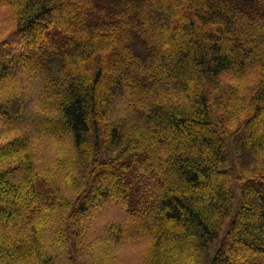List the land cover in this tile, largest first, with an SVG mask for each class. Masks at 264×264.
<instances>
[{"label":"trees","instance_id":"1","mask_svg":"<svg viewBox=\"0 0 264 264\" xmlns=\"http://www.w3.org/2000/svg\"><path fill=\"white\" fill-rule=\"evenodd\" d=\"M0 264H264V0H0Z\"/></svg>","mask_w":264,"mask_h":264},{"label":"rangeland","instance_id":"2","mask_svg":"<svg viewBox=\"0 0 264 264\" xmlns=\"http://www.w3.org/2000/svg\"><path fill=\"white\" fill-rule=\"evenodd\" d=\"M105 214V213H104ZM107 221L111 222V221H115L116 222V218H108L106 219ZM118 221V220H117Z\"/></svg>","mask_w":264,"mask_h":264},{"label":"bare ground","instance_id":"3","mask_svg":"<svg viewBox=\"0 0 264 264\" xmlns=\"http://www.w3.org/2000/svg\"><path fill=\"white\" fill-rule=\"evenodd\" d=\"M3 172V171H2ZM4 174V173H3ZM107 192H109V191H107ZM111 197V196H110ZM112 200V199H111ZM107 203V202H106ZM125 212V211H124Z\"/></svg>","mask_w":264,"mask_h":264}]
</instances>
